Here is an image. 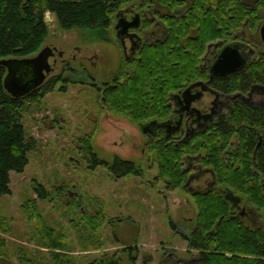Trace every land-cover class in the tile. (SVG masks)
<instances>
[{
  "label": "flooded vegetation",
  "instance_id": "obj_1",
  "mask_svg": "<svg viewBox=\"0 0 264 264\" xmlns=\"http://www.w3.org/2000/svg\"><path fill=\"white\" fill-rule=\"evenodd\" d=\"M237 2L242 7H235ZM220 10L226 15V24H221ZM241 16L239 25L232 28L229 23H236ZM205 17L215 35L206 41L199 39ZM263 24L264 0H130L118 8L102 42L105 48L101 67L106 72L99 73V78L90 72L85 76L89 80L86 84L101 94L102 116L100 132L97 131L93 139L89 138L91 133L77 136L75 143L80 159L94 169L91 166L93 154L96 155L94 144L89 151L85 141L91 143L94 140L96 144L111 141V146L118 149L103 150L107 151L106 158L96 156L104 161L101 166L113 178L125 175L115 177L105 161L117 157L120 161L133 162L135 173L128 175L139 177L142 167L137 158L149 151L158 174L155 147L162 143L173 151L181 152L177 159L172 160L184 175L180 185L183 190L189 191L193 197L217 193L229 203L231 217L252 229L264 228V206L259 208L252 194L244 199L233 189L221 185L218 178L221 173L245 175L251 182L249 189H258L264 201ZM221 30L223 35H219ZM112 43L119 54L116 60L113 56L115 49L109 45ZM163 45L170 67L167 89L160 92L165 93L160 113L155 103L151 107L153 115L143 121H132L126 115L114 113L109 108L112 90L124 85L140 66L144 68L148 50ZM224 47L235 48L244 59V65L238 71L222 75L210 69ZM174 48L183 49L176 54L185 52L188 55L185 60H173ZM57 52L54 50L55 55ZM189 58L193 61L190 74L186 64ZM178 63L184 72L175 74L172 69ZM155 70L156 67H152L148 72L153 76ZM174 75H179L177 80H172ZM116 123L136 129L137 133L118 135L111 132L112 125ZM142 126H145V133ZM225 189L236 196L235 202L224 198ZM66 193L69 196L71 191ZM195 223L191 231L195 230ZM174 257L177 262L185 261L176 255ZM193 260L198 263V255Z\"/></svg>",
  "mask_w": 264,
  "mask_h": 264
},
{
  "label": "rangeland",
  "instance_id": "obj_2",
  "mask_svg": "<svg viewBox=\"0 0 264 264\" xmlns=\"http://www.w3.org/2000/svg\"><path fill=\"white\" fill-rule=\"evenodd\" d=\"M47 21L49 33L42 47H54L63 54L56 56L46 79L81 69L97 78L106 72L101 67L103 41L84 39L76 28H59L54 15ZM109 45L114 48L113 43ZM114 49L116 60L119 54ZM85 81L89 80L85 77ZM58 87L39 99L24 101L22 123L26 138L33 139L35 146L26 154L23 171L9 173L10 193L0 196V216L8 228L0 231L5 240L0 264H50L52 252L45 247L48 240L41 237L40 224L64 237L66 253L76 264L116 251L120 264H177L175 255L185 260L181 264H199L193 260L197 252L188 250L182 236L194 227L196 198L180 187L182 182L168 188L156 173L150 152L137 158L142 167L139 177L113 178L101 165L91 169L80 159L75 142L77 136L91 133L93 139L100 132L101 94L79 80L62 91ZM111 132L137 133L119 123L112 125ZM91 144L100 158L107 157L103 150L118 149L111 141L96 144L92 140ZM124 247L135 249L133 259L120 252Z\"/></svg>",
  "mask_w": 264,
  "mask_h": 264
},
{
  "label": "trees",
  "instance_id": "obj_3",
  "mask_svg": "<svg viewBox=\"0 0 264 264\" xmlns=\"http://www.w3.org/2000/svg\"><path fill=\"white\" fill-rule=\"evenodd\" d=\"M130 0H0V59L9 57H26L36 53L43 45L49 33L45 23V14L52 13L59 26L64 30L79 29L84 39L90 41H104L107 37V30L112 23L113 14ZM235 7H242L238 2ZM225 7H229L226 5ZM200 9L201 6L199 7ZM223 10V8H222ZM220 10L221 24H226L223 11ZM242 16L236 23L230 26L239 25ZM205 24L199 32V39L204 41L213 39L212 28L209 20L205 17ZM218 34V32L216 33ZM221 30L219 35H223ZM182 48H174L172 51L173 60H185V52H179ZM165 46L152 47L147 51L143 67L129 78L124 85L115 87L110 97L109 108L116 114L126 115L130 120H145L153 113L152 105L155 103L157 112L160 113L163 106V98L166 90V78L170 67L166 55ZM172 58V57H171ZM188 73H192V58L187 60ZM185 64V65H186ZM180 63L173 66V72L180 74ZM156 67L152 76L148 70ZM5 69L0 65V196L9 194V173L22 172L28 159L26 154L35 146V141L26 138L22 123L23 113L26 112L24 101L31 98L39 99L44 93L52 91L56 84L62 91L67 84L79 80L86 83L85 70H74L63 75L59 73L45 81L38 89H35L25 96L13 98L9 96L2 85ZM78 73L83 77L78 78ZM152 73V72H151ZM179 75H174L173 79ZM264 81V79H263ZM39 92V93H38ZM153 95V96H151ZM121 108V109H119ZM225 128V127H224ZM226 130V128L224 129ZM223 130V131H224ZM86 148L91 151V143L85 141ZM154 148V147H153ZM156 161L158 162V176L165 179L168 188L178 186L184 175L180 172L178 165L172 159H177L180 151H173L170 147L161 144L155 147ZM152 150V149H151ZM151 152V151H149ZM104 162L93 154L92 167L101 165ZM211 162V161H210ZM109 165L115 177L135 173L136 166L133 162L120 161L117 157L105 161ZM222 170V169H221ZM220 184L233 189L247 199L252 194L253 199L259 208L264 206L261 192L258 189H249L251 182L245 175H232L221 173ZM38 196L43 194L36 189ZM197 200V214L195 219V230L183 236L187 241V248L197 250L199 264H264V228L252 229L239 222L229 215V203L224 201L217 193L194 195ZM34 207V205H33ZM26 210L29 208L25 204ZM40 218L34 211L31 215ZM4 217L0 216V231L7 232ZM93 228L95 226L92 225ZM213 227L212 233L210 228ZM41 237L47 238L45 247L51 249L52 255L50 264H76L67 255V248L64 237L55 234L53 229L40 224ZM5 245L4 238L0 237V257L3 255ZM135 249L124 247L120 252H125L131 259ZM118 252L100 253L97 257L83 264H120ZM117 254V255H116ZM27 261H30L27 259ZM177 261V260H176ZM178 262L177 264H181Z\"/></svg>",
  "mask_w": 264,
  "mask_h": 264
},
{
  "label": "water",
  "instance_id": "obj_4",
  "mask_svg": "<svg viewBox=\"0 0 264 264\" xmlns=\"http://www.w3.org/2000/svg\"><path fill=\"white\" fill-rule=\"evenodd\" d=\"M52 15L49 12L45 14L46 24ZM130 25L135 26L136 23H130ZM261 33L264 36V24L261 27ZM54 50L56 49L43 46L32 56L0 59V65L6 70L3 78V88L6 92L13 98H19L39 87L54 69L56 56L61 57L63 54L62 51H58L55 55ZM243 65L244 59L239 56L235 48L224 47L210 70L224 75L238 71ZM141 130L145 133V126H142ZM224 198L231 202L237 199L229 189H225Z\"/></svg>",
  "mask_w": 264,
  "mask_h": 264
}]
</instances>
